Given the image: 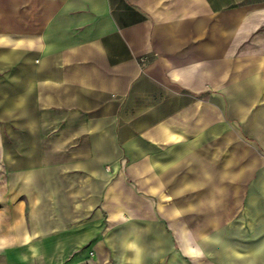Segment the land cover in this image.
Returning a JSON list of instances; mask_svg holds the SVG:
<instances>
[{
    "label": "crops",
    "instance_id": "1",
    "mask_svg": "<svg viewBox=\"0 0 264 264\" xmlns=\"http://www.w3.org/2000/svg\"><path fill=\"white\" fill-rule=\"evenodd\" d=\"M0 151V264H264V0H0Z\"/></svg>",
    "mask_w": 264,
    "mask_h": 264
},
{
    "label": "rangeland",
    "instance_id": "2",
    "mask_svg": "<svg viewBox=\"0 0 264 264\" xmlns=\"http://www.w3.org/2000/svg\"><path fill=\"white\" fill-rule=\"evenodd\" d=\"M5 109V108H4ZM11 152L10 151H0V162H11L10 161ZM25 158V154L23 151L19 152V162H22Z\"/></svg>",
    "mask_w": 264,
    "mask_h": 264
}]
</instances>
